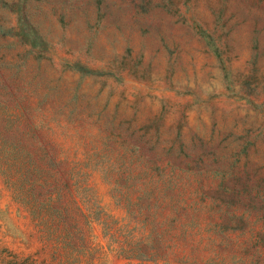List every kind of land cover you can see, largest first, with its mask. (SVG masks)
I'll return each mask as SVG.
<instances>
[{
  "label": "rangeland",
  "instance_id": "374dc122",
  "mask_svg": "<svg viewBox=\"0 0 264 264\" xmlns=\"http://www.w3.org/2000/svg\"><path fill=\"white\" fill-rule=\"evenodd\" d=\"M0 264H264V0H0Z\"/></svg>",
  "mask_w": 264,
  "mask_h": 264
}]
</instances>
